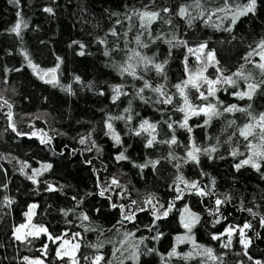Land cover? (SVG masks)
<instances>
[{"label":"trees","instance_id":"trees-1","mask_svg":"<svg viewBox=\"0 0 264 264\" xmlns=\"http://www.w3.org/2000/svg\"><path fill=\"white\" fill-rule=\"evenodd\" d=\"M230 2L242 6L247 0ZM151 3L152 0H20L17 6L9 0H0V264H29L33 259H41L44 264H67L66 258L62 260L56 256L58 243L50 241L46 235L29 237L24 242L15 240L14 229L23 222L31 204L37 205L32 222L46 227L49 234L64 237L67 233L65 238H71L72 234L80 233L81 247L77 253L80 264H88L84 257L97 254L104 256L102 264H120L124 258L119 252L113 256V252L120 246L118 241L125 231L135 232L136 237H152L157 231L163 233L159 241L147 239L145 245L166 256L175 244L174 238L185 233L180 217L186 205L200 217L193 229L196 241L211 247L221 258L215 264H264V167L260 172L251 167L237 171L234 164L244 157L230 156L231 146L224 143L234 131L227 128V120L235 119L238 125L243 124L246 121L244 114H225L207 127L196 126L203 124V116L193 117L189 120L193 132L190 134L176 127L179 144L171 148L161 143L147 148V136H136L130 131L141 120L147 119L158 124V140L168 139L172 132L164 121L182 119V114L172 106L146 104L136 97L135 89L142 86V81L121 77L112 67L114 62L125 59V52L112 51L110 56H105V45L98 43V40L106 39L108 49H113L116 44L123 48L122 35L117 39L106 34L113 27L122 34L127 29L124 14ZM186 3L191 0H155V8L172 10L170 14L162 13L165 18H171L172 24L157 21L152 25L153 33L174 32L179 39L188 41L190 47L206 41L209 49L216 52L220 66L229 72H235L245 64L243 57L264 39V0H257L255 13L241 16L234 26L230 25V19H217L216 16L209 22L206 17H198L189 25L187 19L175 15L179 6ZM202 3L211 10L222 7L224 0H202ZM46 7L52 8L53 12H45ZM17 11L27 24L22 27L20 36L10 31L18 20ZM192 14L197 15L196 10L193 9ZM218 15L224 16L223 13ZM117 19L124 21L123 24L116 25ZM217 24L219 28L215 27ZM229 26L231 32L225 30ZM132 35L130 33L129 38ZM80 44L84 45L83 49ZM81 51L85 54L79 55ZM143 51L148 55L158 53V60L168 59L166 83L171 91H175L172 85L185 78L183 61L185 56L188 57L187 49L175 47L169 55V45L157 41ZM24 53L39 70L54 68L59 63L58 83L43 81L28 66ZM188 61L189 67L194 68L191 57ZM245 71L258 75V69L251 64H245ZM207 75L215 77V68H209ZM76 77L80 80L77 81ZM146 78L154 85L164 83L155 72H149ZM117 84L125 85L129 95L113 103L111 85ZM225 87L227 91L217 93L225 104L246 106L251 103L254 113L264 112V89L252 101H239L230 94L235 89ZM240 87H244L243 81ZM144 95L153 100L156 98L148 90ZM191 96H196L194 90ZM5 100L11 109L4 104ZM129 101L133 116L131 124L113 120V126L122 138V145L116 146L106 135L105 121L108 116L126 115L123 110L129 107ZM89 134L100 151L92 147L91 140L83 145L79 143L82 136ZM40 136L45 140L50 137V142L41 143ZM190 136L201 147L216 145L217 138L221 142L213 154L214 159L201 156L199 165L179 161V171L186 179L199 181L215 195L200 197L186 192L183 199L175 200L177 194L170 185L178 174L174 167L178 161L169 159V152L184 157ZM237 143L243 145L244 141L234 136L232 145ZM121 151H125L128 160L115 159ZM241 151H244L243 147ZM149 159L160 160V163L155 169L141 170L134 166ZM24 163L29 167L22 173L20 169ZM47 164L51 168L45 170L43 165ZM33 169L41 173L35 178L36 183L28 179ZM202 171L205 175H201ZM112 177H116L123 187L113 186L104 196L99 195ZM48 185L56 190L48 191ZM150 193L155 194L165 207L175 200L168 217L156 222V229L148 230L153 221L151 211L138 212L134 223H118L121 211L112 208V203L127 206L130 200L142 201ZM225 195L231 199L221 205L217 213L215 199L217 196L223 199ZM8 200L12 203L8 204ZM82 213L88 215V221L80 219ZM217 219L220 223H216ZM246 223L251 225L244 229L247 247L241 243L238 232L232 235L228 248L221 246L228 240L226 234L219 240L212 239L213 234L225 233L228 227L243 228ZM100 243H103L102 248L93 247ZM44 245H47L46 253ZM144 249L142 245L141 251ZM189 250L187 243L178 247L179 252ZM159 254L142 255L139 264H163ZM201 259L184 261L172 258L170 264H201ZM124 264H133V261L124 259Z\"/></svg>","mask_w":264,"mask_h":264},{"label":"snow or ice","instance_id":"snow-or-ice-1","mask_svg":"<svg viewBox=\"0 0 264 264\" xmlns=\"http://www.w3.org/2000/svg\"><path fill=\"white\" fill-rule=\"evenodd\" d=\"M10 3L19 5L20 0H9ZM155 0H152L151 4L142 5L140 8H133L129 13L124 14V20L127 21V29L121 34L113 27L110 32L106 35H111L119 39L121 35L124 37L123 48L120 44H116L113 49L107 48V40L100 39L98 43L105 45V56H110L112 51H124L125 59L119 62H114L112 67L117 71L121 76H129L133 80L142 81V86L135 89V96L138 97L144 103H153L155 105H165L172 106L176 111L182 114V119L180 121H173L171 118L164 121L167 125V128L172 132V135L168 139L158 140V124L150 122L147 119L140 121L139 125L130 129V131L136 135H146L145 147L151 148L157 143L166 144L170 148L173 145H178L179 141L175 135L176 127L185 129L188 133L193 132V127L189 124V120L193 117L203 116V124L196 125L197 127H207L211 124L214 119H219L225 114H230L235 116L236 113H241L246 116V121L243 124H237L235 119L227 120V128H233L234 131L228 136L227 140L224 143H227L231 146V151L229 155L233 158L244 157L239 159L237 163L234 164V168L239 171L244 167H251L257 172L261 171V168L264 167V112L258 114L254 113L252 104L249 103L246 106H241L236 103L225 104L224 101L220 100L217 96V93L221 90L227 91L225 86L235 89V91L230 94L237 100L243 101L248 100L252 101L253 98L260 92L261 89H264V39H261L260 42L243 57L245 64H251L253 68L258 69V75H254L251 71H245V64H241L235 72H229L227 69L220 66V62L216 58V52L212 49H209L208 43L201 42L196 47H190L188 41L179 39L176 34L173 32L171 34H161L153 33L152 25L157 21H162L165 24L171 25V18H165L163 14H170L172 10L168 7H163L160 9L155 8L153 5ZM257 7V0H247V3L244 5L233 4L230 0H224L222 7H217L215 9L208 10L205 8L202 0H191V3L182 4L179 6L175 15L179 16L181 19H187L189 25L192 21L198 17L205 19L206 22L212 20L213 16H216L217 19H230V25L234 26L241 16H245L249 13H255ZM196 10L197 15L192 14V10ZM45 12L52 13L53 9L50 7L44 8ZM223 13L224 16L221 17L218 14ZM230 14V15H229ZM18 20L15 25L10 29L12 33L17 36H20L22 27H27L26 22L23 20L21 13L17 11L16 13ZM124 21L117 19L116 25H122ZM229 26L225 30L231 32L232 27ZM215 27L219 28L220 25L217 24ZM133 35L129 38V34ZM157 41H163L169 45V55H171V49L175 47H184L187 49V53L194 56L196 60V67H189L188 57L184 58V67H185V78L172 85V88L175 91H171L167 86V73L166 67L169 63L168 59L158 60V53H153L148 55L144 52V49L150 48L151 44L156 43ZM78 43V42H74ZM134 44L135 47H129V45ZM80 48L83 49L84 45L80 44ZM85 53L81 51L79 55H84ZM25 59L28 61V66L31 67L37 75H40V71H43V75L40 76L41 79L47 77L45 80L46 83H58L57 72L59 69V63L54 68L39 70L38 65L34 64L28 54L24 53ZM258 57L259 59H255ZM59 61L60 58L57 57ZM209 67L215 68L216 75L211 77L206 75ZM149 72H155L156 76L159 77L164 83H156L155 85L147 77ZM76 80L79 81L80 78L76 77ZM243 81L244 87H240V82ZM125 85L117 84L111 85L112 90V102L115 103L122 96H127L129 93L125 90ZM70 91V88L68 89ZM148 90L155 94V100L152 97H146L144 95L145 91ZM195 91L196 96L192 97V91ZM101 95L104 93L101 92ZM177 97L179 100L177 101ZM195 101H199L196 103ZM4 104L11 109V105L8 104V101L5 100ZM163 111V109H158ZM124 113L126 115H121L117 117L108 116L105 121V127L107 129L106 135L110 136L113 140L114 145L121 146L122 138L118 132H116L113 126V120H124L127 124H131L133 116L131 114V101H129V107L125 108ZM9 119L11 120V111H9ZM13 131H15V126L12 125ZM18 135L20 133H17ZM35 135V133H33ZM46 135V134H44ZM234 136L242 138L244 141L243 145L237 143L232 145V140ZM50 137L45 140L41 138V143L50 142ZM91 140V134L88 136H82L79 140L80 144H86ZM221 142L217 138L216 145H209L206 147H201L197 145L194 138L189 137V144L185 146V156L178 157L174 153L169 152V159L178 161L174 167L177 169V175L173 180L170 188L176 192L175 200L183 199L186 192H191L200 197H205L209 195H215V192L212 191L207 186H203L197 180H188L180 173L181 163L179 161L183 160V163H194L196 165L200 164L201 156H207L209 159H214L213 154L218 151V146ZM92 147H96L98 151L100 149L96 145L94 140H91ZM243 147L244 151H241ZM91 150V148L89 149ZM126 151V150H125ZM125 151L119 152L115 159L117 161L128 160L129 157L125 154ZM91 163V161H88ZM160 163V160H151L149 159L144 164L134 165L135 167L143 170L147 167H152L153 169ZM29 165L24 163L23 167L20 169L24 173V169L28 168ZM45 170L50 169L51 165H43ZM40 171L33 169L31 175H28V179L32 180L33 183H36V177L40 175ZM201 175H205L203 171ZM264 175V173H262ZM183 185V187H181ZM214 187L215 180L212 181ZM117 188L123 187L120 184V181L116 177H112L110 183L106 187H102L99 195L104 196L106 192L111 191L112 187ZM56 189L52 185H48V191H55ZM125 189V193H126ZM124 193L121 194L123 197ZM75 199V198H73ZM108 199H111L109 196ZM231 197L225 195L223 199L219 196L215 199L216 212L220 210V206L229 201ZM175 200L170 201L165 207L164 204L160 203L155 194H148L142 201L130 200L129 205L125 206L123 204L112 203V208H119L121 211V219L118 221L119 224L123 225L125 221L129 223H134L136 220V215L138 212L151 211L153 216L152 224L148 226V230L152 231L157 228V221L167 218L169 213L173 210L175 206ZM8 204H11L12 201L8 200ZM37 205L33 204L30 206L28 212L25 214L27 217V222L22 223L14 229V238L17 241H28L29 237L38 238L39 236L46 235L50 241L59 242L58 249L56 251V256L60 259L68 258V264H80L79 259L77 258V253L81 247L79 243L80 233L72 234L71 239L67 237V233L64 234V237L53 236L48 233V229L43 225H37L32 223V217L34 215V209ZM247 211L252 212V209H247ZM68 213L65 212V215ZM255 215V213H253ZM82 221H88L89 217L87 214L82 213L80 216ZM181 225L185 229L183 235H177L175 239V244L171 250L165 255L159 254L157 249L148 248L145 245L147 239H152L159 241L163 233L157 231L156 234L152 237H136L135 232L125 231L123 233V238L118 241L119 247L115 248L113 256L116 252L121 254V257L124 259H130L133 261V264H139L140 257L142 255H148L152 253H157L160 255L163 264H170L172 258L182 259L184 261H189L191 259L200 257L201 264H215L216 261L221 258L214 253V250L211 247H206L202 244H199L196 241L193 229L197 223L200 221L199 215L192 212L190 208L186 205L181 212ZM216 223H220V220L217 219ZM262 223H264V217H262ZM251 225L246 223L243 228L239 229V234L242 237L241 243L247 247V241L243 239L245 233V228H250ZM236 229L228 227L225 230V233L220 235L213 234V240L221 239V236L226 234L228 240L226 243L221 246L224 248L230 247L232 243V235ZM189 244L190 250L187 252H179L178 247L181 244ZM144 245L145 249L142 252L141 246ZM96 248H102L103 243L98 245H93ZM44 251L47 252V245H44ZM127 253V256L124 254ZM27 259V258H26ZM88 264H102L104 261V256L102 254H97L93 257H84ZM124 259H121L120 264H124ZM29 264H44L42 260L29 261ZM111 264V262H109Z\"/></svg>","mask_w":264,"mask_h":264},{"label":"rangeland","instance_id":"rangeland-1","mask_svg":"<svg viewBox=\"0 0 264 264\" xmlns=\"http://www.w3.org/2000/svg\"><path fill=\"white\" fill-rule=\"evenodd\" d=\"M195 47H196V46H195ZM187 55H188V57H191V59H192V60L194 61V63H195L193 66L196 67L197 65H196L195 57L192 56V55H190V54H187ZM256 59L258 60L259 58L256 57ZM209 68H211V67H209ZM42 75H43V71H40V75H38V76L40 77V76H42ZM206 75H207V73H206ZM41 138H42V137L40 136V139H41ZM31 205H33V204H31ZM31 205H29V207H28L26 213L28 212V210H29V208H30ZM26 213H25V214H26ZM26 222H27V217H26V215H25V216H24V220H23L22 223H26ZM22 223H21V224H22ZM32 223H33V222H32ZM33 224H34V223H33ZM19 225H20V224H19ZM19 225H18V226H19ZM16 227H17V226H16ZM16 227H15V228H16ZM232 228L236 229V231H235L233 234H235L236 232H238V234H239V229H240V228H236V227H232ZM239 235H240V234H239ZM68 239H71V238H68ZM243 239L246 240L245 236L243 237ZM57 243H58V246H59V242H57ZM57 249H58V247H57ZM65 258H66V260H67V264H68V258H67V257H65ZM34 260H41V259H33L32 261H34Z\"/></svg>","mask_w":264,"mask_h":264},{"label":"water","instance_id":"water-1","mask_svg":"<svg viewBox=\"0 0 264 264\" xmlns=\"http://www.w3.org/2000/svg\"><path fill=\"white\" fill-rule=\"evenodd\" d=\"M46 79H48L47 77H45L44 79H42L43 81H45Z\"/></svg>","mask_w":264,"mask_h":264}]
</instances>
